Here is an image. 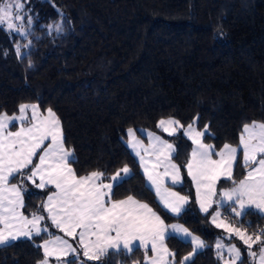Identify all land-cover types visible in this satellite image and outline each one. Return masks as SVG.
<instances>
[{"label":"trees","instance_id":"obj_1","mask_svg":"<svg viewBox=\"0 0 264 264\" xmlns=\"http://www.w3.org/2000/svg\"><path fill=\"white\" fill-rule=\"evenodd\" d=\"M22 1L25 32L0 25V114H18L20 105H36L41 114L51 109L78 177L97 171L103 182H111L127 166L130 174L113 188L112 200L132 196L167 224L182 223L202 237L204 248L186 264H224L212 212L200 210L188 176L192 141L183 132L167 136L157 125L167 118L182 127L195 125L206 130L204 142L221 150L225 144L239 145L245 125L264 123V0ZM129 129L156 131L175 142L173 159L184 182L169 185L191 195L179 216L164 208L147 184L127 143ZM241 153L232 174L236 182L249 169L242 166ZM18 178L10 182L22 187L23 214L44 215L46 228L49 216L42 205L52 187L35 189ZM232 180L220 185L232 187ZM227 209L236 226L264 231V215L257 210L239 218ZM59 231L0 245V264L43 263L42 243L60 236ZM163 243L174 252L176 264L193 251L191 241L174 234L167 233ZM73 244L75 256L52 261L145 264L147 256L155 255L149 246L128 255L109 250L99 260H81ZM242 260L253 264L248 256Z\"/></svg>","mask_w":264,"mask_h":264},{"label":"snow or ice","instance_id":"obj_2","mask_svg":"<svg viewBox=\"0 0 264 264\" xmlns=\"http://www.w3.org/2000/svg\"><path fill=\"white\" fill-rule=\"evenodd\" d=\"M14 6L21 7L19 3H5L0 6V23L13 16L11 9ZM14 19L20 20L22 17L16 15ZM13 27L9 22L8 28ZM29 107L32 109L29 126H21L15 132L8 131L13 121L23 122L27 119L24 114ZM19 111V117L0 116V225H3L0 228V245L10 244L20 237L32 239L33 236L38 237L41 232L47 231L46 228L40 227L43 216L33 214L29 219L19 211L24 207L22 187L10 183V179H16L19 175L40 189L54 186L56 191L48 195L42 208L47 211L52 224L67 236L79 237L80 245L84 249L83 255L89 260H99L109 250L124 251L126 255L139 251L141 247L147 251L150 245L155 254L150 264H168L167 258L175 254L170 253L164 246L167 229L160 216L147 204L132 196L119 201L112 200L113 188L125 181L130 169L124 166L110 177L111 182L107 184L102 180L103 173L97 171L78 177L69 166L74 162L73 153L65 148L60 122L55 113L49 109L47 116L41 118L36 105H20ZM175 124H179V121L159 122V126L169 135L175 133V128L166 125ZM128 131L129 144L140 158V166L147 176L150 188H155L164 208L179 216L188 203V198L164 186L165 177H169L173 185L181 183L180 169L172 163L175 147L149 133L152 142L145 148L141 141L136 140L133 131ZM204 134L196 131L192 124L187 126L184 135H187L196 147L192 150L186 168L196 185L200 210L209 213L215 203L212 198L216 195L217 181L221 176L232 180L233 167L238 163V148L225 144L222 150L214 152L212 145L201 142L200 137ZM45 141L49 143L45 144ZM240 149L243 156L242 166L249 168V171L238 183L232 180L235 187L220 193L224 200L239 206V211L231 206V211L236 216L247 214L246 205H255L256 208L264 210V123L244 126ZM214 155L219 159H213ZM37 156L39 162L34 164V157ZM146 157H154V161ZM161 167L164 169L163 173L159 171ZM25 169L28 170L27 173ZM37 179L39 183H36ZM209 214L217 227H231L222 220L217 223L220 212ZM77 229H80L78 233ZM171 229L184 237L191 236L188 229L182 226L172 225ZM231 231L247 245L249 254L256 257L257 253L251 252V248L255 243L264 245V240L261 239L264 237V231L255 238L246 235L240 228H232ZM93 237L95 239H92ZM192 243L195 245L193 253L184 257L181 264H186L197 249L204 247L198 237H192ZM42 247L45 257L55 255L57 260L69 254L75 256L77 252L75 247L61 237L45 240ZM216 247L221 249L223 245L217 243ZM228 251L231 254L230 264H237L238 261L243 264L241 251L236 245H231ZM259 257L260 264H264V246L260 248ZM43 264H48L47 259ZM63 264H75V259L64 261Z\"/></svg>","mask_w":264,"mask_h":264},{"label":"rangeland","instance_id":"obj_3","mask_svg":"<svg viewBox=\"0 0 264 264\" xmlns=\"http://www.w3.org/2000/svg\"><path fill=\"white\" fill-rule=\"evenodd\" d=\"M5 3H12L13 5H15V4H17V3H19L20 5H21V7L20 8H16L15 6L11 9V12H12V14H13V16L11 17V18H9V20H7V21H5L4 23H0V25L1 26H4V27H6V28H8V23L9 22H11L13 25H14V27L11 29V30H15V31H19V32H25V27L23 26V18L22 19H20V20H16V19H14V17L16 16V15H19V16H21V17H23V1L22 0H0V6H3V4H5ZM9 29V28H8ZM29 106H31V105H29ZM53 112V111H52ZM47 113H48V110H47ZM47 113H45V114H41V112H39V115H40V117L41 118H43V117H46L47 116ZM53 113H55V112H53ZM1 116H7V117H9V118H11V117H19L20 116V112L18 113V114H14V115H8V114H5V113H3V114H0ZM26 117H27V119L25 120V121H23V122H21L20 120H15V121H13V125H10L9 126V129H8V131H12V132H15V131H18L19 129H20V127L21 126H24V127H27V126H29V121H30V118H31V116H32V109H31V107H30V109L27 111L26 110V112H25V114H24ZM55 116H56V114H55ZM57 117V116H56ZM58 118V117H57ZM162 120H165V121H168V120H174V121H178V120H176V119H174V118H167V119H162ZM161 121V120H160ZM159 121V122H160ZM60 122V121H59ZM159 122H158V128L163 132V134H165V135H167V136H174V135H177V133H179V132H185L186 131V129H187V127H182L181 126V124H180V122H179V124H175V125H171V126H169V125H166L167 127H170V128H175V133L173 134V135H169L168 134V132H165L160 126H159ZM253 123H256V124H260L261 122H253ZM253 123H251V124H248V125H252ZM60 127H61V125H60ZM193 128L196 130V131H199V132H203V133H206V130H199V129H197V127L195 126V125H193ZM132 131H133V133H134V135H135V138H136V140H138V141H141L142 142V145H143V147H145V148H148L149 146H150V143L152 142L151 140H150V138H149V133H152L154 136H158V137H160L161 138V140L162 141H165V142H167V143H170V144H172L174 147H175V142L174 141H171V140H168V139H166V138H164L161 134H159L158 132H156V131H151V130H147V129H141L140 130V133L138 132L137 133V131L136 130H133V129H131ZM242 134H244V130H243V132H242ZM143 135H145V136H147V138L145 139L144 137H143ZM205 135V134H204ZM204 135L202 136V137H200V139H201V142L202 143H204V144H208V145H212V144H209V143H206V142H204ZM187 138H188V136L187 135H185ZM129 140H130V136L128 137V139H127V143L129 144ZM192 141V140H191ZM47 143H49V141H45V144H47ZM193 144V143H192ZM129 146H130V144H129ZM213 146V150H214V152H219L220 150H216L215 149V147H214V145H212ZM232 147H237L238 148V153H237V159H238V157H239V154H240V152L242 151V149H240V143H239V145H237V146H234V145H231ZM196 147V145H194L193 144V148H195ZM130 148H131V150H132V152L135 154V151L133 150V148L130 146ZM193 148H192V150H193ZM175 149H176V147H175ZM223 149V148H222ZM221 149V150H222ZM192 153V152H191ZM143 154V153H142ZM241 155H242V153H241ZM135 156H136V154H135ZM137 157V159L139 160V162H140V158L138 157V156H136ZM260 157L258 156V159H259ZM146 159H152L153 161H154V157H146ZM191 159V158H190ZM213 159H219V157H217V156H213ZM241 160L243 161V156H241ZM39 161H38V156L37 157H34V164L35 163H38ZM172 163H174V164H176L177 165V167L179 168V166H178V164L175 162V160L173 159V156H172ZM236 165V164H235ZM235 165H234V167H235ZM255 165H253V167H254ZM31 167V166H30ZM149 167H151V165H149ZM234 167H233V170H234ZM142 168V167H141ZM180 169V168H179ZM233 170H232V174H233ZM25 171V173H27L28 172V170L27 169H25L24 170ZM142 171L144 172V170H143V168H142ZM159 171L161 172V173H163L164 172V169L161 167L160 169H159ZM249 171V169L248 170H246L245 171V174H244V177L247 175V172ZM179 175H180V178H181V183L180 184H183V182H184V177H183V175H182V173H181V170H180V173H179ZM19 176V175H18ZM146 176V175H145ZM189 176V175H188ZM190 177V176H189ZM244 177L242 178V179H244ZM19 178H21L20 180L22 181L23 180V177L22 176H19ZM19 178H18V180H19ZM223 179H227V177H225V176H221L220 177V179L217 181V183H216V195L212 198L213 199V201H215V203H213V206H212V208H210L209 210L212 212V214H214V212L215 211H218V212H220V217L218 218V220H217V223H219L221 220L222 221H224L225 222V224H227V225H230L231 227L230 228H225V227H217L216 226V224H214L213 222H212V215H211V222H212V224L214 225V227H215V229H216V231H217V234H218V238H217V241H216V245H217V243H221L222 245H223V247L221 248V249H218V252L220 253V255L222 256V257H224V264H230V261H231V254L229 253V251H228V248L231 246V245H236V247L237 248H239L240 249V251H241V258H243L244 256H248L249 258H250V260L252 261V263L253 264H260V257H259V253H260V248L262 247V246H264V245H262V244H260V243H255V244H253L252 245V248H251V252H255V253H257V255H256V257H253L252 255H250L249 254V250H248V247H247V245H245L244 244V242L240 239V237L239 236H237V235H235V233L233 232V231H231V229L232 228H240V227H238V226H236L235 224H233L229 219H228V217L225 215V206L226 207H228L229 209H227L226 211H228V212H230L231 214H234L235 215V213H233L232 211H231V206H234V207H236V209H237V211H239L240 209H239V206L238 205H232V202L231 201H226V200H224L223 198H222V196L220 195V193L221 192H223L224 190H231L233 187H235V184L232 186V187H223V186H221L220 185V181L221 180H223ZM190 180L192 181V178L190 177ZM31 182V181H27V180H23V182ZM146 181H147V184L149 185V182H148V180H147V176H146ZM239 182V181H238ZM237 182V183H238ZM11 183V182H10ZM36 183H39V181L38 180H36ZM104 183H110V182H104ZM192 183L194 184V191H195V197H196V199H197V192H196V185H195V183L192 181ZM169 184H172V182H171V179L169 178V177H165L164 178V186L165 187H167L169 190H171V191H175V192H178L181 196H185V197H187L188 198V203L187 204H189V202L191 201V195H190V193H184V192H179L178 190H176V189H174V188H172ZM180 184H175V185H180ZM33 186H34V188L35 189H38L37 187H36V185L35 184H33ZM40 189V188H39ZM53 189H55L54 187H52V191H54ZM154 190H155V188H153ZM188 189L190 190V188L188 187ZM55 191H56V189H55ZM54 191V192H55ZM193 191V190H192ZM23 196V195H22ZM158 197V196H157ZM158 200L160 201V199H159V197H158ZM197 202H198V200H197ZM161 203V202H160ZM162 204V203H161ZM185 205V207H184V209L185 208H187V206L188 205ZM163 205V204H162ZM198 205H199V207H200V204H199V202H198ZM164 206V205H163ZM246 208H247V211L249 210V209H255V210H257L260 214H262V215H264V210H261V209H258V208H256L255 207V205H246ZM155 212V211H154ZM45 213H46V215L48 216V213H47V211H45ZM174 214V213H173ZM44 216V215H43ZM244 216V215H243ZM243 216H238L239 218H241V217H243ZM252 219L251 218H248V221H251ZM43 221H45V219H43ZM49 224L46 226V229H47V233H52V232H54V231H58V230H60L59 228H57L54 224H52V221H51V219L49 218ZM172 225H178V226H182V227H184V228H186V229H188V231L191 233V236H188V237H184L182 234H178V233H174V232H172V229H171V226ZM164 226L166 227V229H167V233H170V234H175V235H177L178 237H180V238H182V239H184V240H189V241H191L192 242V237H198L199 239H200V241H202L203 242V244H204V240H203V238L202 237H200L199 235H197V234H195V233H193L189 228H187L184 224H182V223H179V222H173V223H170V224H165L164 223ZM242 231H244L245 233H246V235H250V236H252L253 238H255V236L256 235H259L261 232H254V231H250V230H248L247 228H245V229H242V228H240ZM78 232L80 231V229H78L77 230ZM60 232V236L59 237H61V238H63V239H65V240H67V241H69L70 243H76V245L78 246V248H79V252H78V254H79V256H80V259L81 260H86V259H88L87 257H85L84 255H83V252H84V249H83V247L80 245V242H79V237L77 236L76 238H73L72 236H69V237H71L72 239H69V238H67V235L65 236L64 234V232H62L61 230L59 231ZM62 232V233H61ZM77 232V233H78ZM42 233V232H41ZM64 233V234H63ZM51 238H49V239H47V240H50ZM92 239H95L94 237L92 238ZM261 239L262 240H264V237H261ZM43 243H44V241H43ZM43 243H42V245H43ZM138 243V242H137ZM193 244V243H192ZM150 246V245H149ZM77 248V247H76ZM195 248V245L193 244V249ZM217 248V247H216ZM203 248H200V249H197L196 250V252L192 255V257H191V259L194 257V255L198 252V251H200V250H202ZM43 250H44V248H43ZM169 252L170 253H173L174 254V252L172 251V250H169ZM45 253V252H44ZM191 253H193V251L191 252ZM190 254V253H189ZM188 254V255H189ZM188 255H186V256H188ZM154 256V255H153ZM153 256H147L146 257V259H145V264H150V261H151V258L153 257ZM185 256V257H186ZM54 257L56 258V256L55 255H52V256H50V257H46L47 258V261H48V264H55V261L53 260L52 261V259H54ZM65 257H68V256H63V257H61V258H65ZM170 258H172V261L174 260V256H170V257H168L167 259H170ZM89 260V259H88ZM182 261H183V259H182ZM84 262V261H83ZM41 264H43V263H41ZM59 264H63V263H59ZM178 264H181V263H178ZM237 264H238V262H237Z\"/></svg>","mask_w":264,"mask_h":264},{"label":"crops","instance_id":"obj_4","mask_svg":"<svg viewBox=\"0 0 264 264\" xmlns=\"http://www.w3.org/2000/svg\"><path fill=\"white\" fill-rule=\"evenodd\" d=\"M29 109H30V107L27 109V111H28ZM0 116H1V115H0ZM69 166H70V165H69ZM70 167H71V166H70ZM37 180H38V179H37ZM38 181H39V180H38ZM50 187H54V186H51V185H50ZM53 190L55 191V189H53ZM54 191H52V188H51V191H50L49 195H51ZM22 195H23V193H22ZM47 197H48V196H47ZM46 201H47V198H46ZM46 201H45V202H46ZM23 203H24V197H23ZM141 203H142V202H141ZM19 211L23 213V208L19 209ZM23 215H24V214H23ZM24 216H25V215H24ZM40 216H43V215H40ZM28 218H29V217H28ZM29 219H31V217H30ZM161 220H163V219L161 218ZM163 221H164V220H163ZM43 222H44L43 220L40 221V227H41V228H44V224H43ZM164 223L167 224L166 222H164ZM172 223H173V222H172ZM2 227H3V225H0V228H2ZM77 230H78V229H77ZM77 230H76V231H77ZM166 235H167V234H166ZM174 235H175V234H174ZM55 237H59V236H54V237H52L51 239H54ZM21 238H26V237H20L19 239H21ZM68 243L71 244L73 247H75L74 244L70 243L69 241H68ZM43 244H44V243H43ZM75 248H76V247H75ZM203 248H204V247H203ZM70 255H71V254H69L68 256H70ZM48 257H50V256H48ZM54 259H57V258L54 257ZM192 259H193V258H192ZM192 259H190V260H192ZM167 260H168V264H176V263H175V256H174V260H173V261H172V258L167 259ZM190 260H189V261H190ZM189 261H187V262H189ZM187 262H186V263H187Z\"/></svg>","mask_w":264,"mask_h":264}]
</instances>
